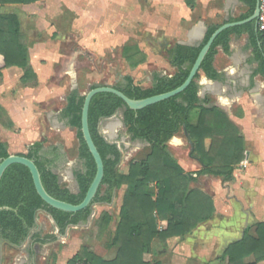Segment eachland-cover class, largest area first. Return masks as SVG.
<instances>
[{
	"label": "crops",
	"instance_id": "1",
	"mask_svg": "<svg viewBox=\"0 0 264 264\" xmlns=\"http://www.w3.org/2000/svg\"><path fill=\"white\" fill-rule=\"evenodd\" d=\"M218 1L220 6L217 9L225 15L221 25L240 22L237 20L249 12L245 0ZM208 4L206 0H41L30 5L2 6L0 13L18 18L26 47L27 69L33 73L28 83L23 84L22 77L26 69L4 68L0 56V107L4 111L0 119V141L6 145L8 154L25 155L28 148L36 143L43 144V152L57 148L63 159L52 172L59 180V174L68 159L70 147L66 143L76 138L77 132L70 127L69 120L64 116L67 98L73 92L85 96L80 87V79L86 77L80 74L78 59L82 47L86 48L85 57L88 62L98 64L101 61L105 65L100 70L93 65L90 73L86 74L90 79L87 83L89 91L98 86L97 78L104 71L112 70L114 75V52L118 53L123 68L128 70H136L143 64L131 69L125 60L126 56L141 52L147 60V51L139 43L129 41L132 30L140 26L129 25L131 22L145 24L149 21V14H152L154 28L160 31L157 39L162 41L160 45L164 54L174 45L198 47L208 28L216 27L206 22L204 17L205 13L209 15L210 12L205 10ZM235 9L241 11L234 18L231 15ZM66 14L73 16L70 21L64 18ZM87 24L91 25L88 33L85 30ZM25 25L32 27L27 31ZM142 26L145 28V25ZM66 46L69 52L63 51ZM229 48L230 53L226 55L218 47L214 57L213 67L220 76L219 80H209L199 72V105L221 110L239 127L245 159L234 168L232 181L225 182L211 175L197 176L202 166L192 155L193 145L190 146L188 135L184 132L182 138L178 134L168 142V150L179 166L195 178L190 188H199L208 195L213 202L214 212L209 220L199 224L190 234L168 240L167 248L161 251L168 262L158 260L160 264H227V259L222 260L225 249L240 240L245 229H249V235L255 237L256 225L264 223L263 54L257 44H252L246 33L232 35ZM166 63L172 73L156 76L171 77L175 74V68L169 64L167 55ZM116 76L119 77L117 84L123 83L127 76L134 79L124 73ZM199 112L200 109H195L189 113L190 125H196ZM120 127L126 130L123 110H119L114 118L103 119L99 123L98 132L105 141L112 140L119 149L115 134ZM51 137L61 139L62 145L51 143ZM183 142L190 147L186 159L180 155ZM140 143L149 146L143 141ZM209 143L207 140L206 149ZM79 162L82 169V162ZM125 188L123 186L115 190L109 204H96L97 209L105 210L113 218L110 224L114 230ZM110 211L117 212L116 217ZM36 233L37 225L23 246L27 249V256L31 254V246L38 245L31 241ZM156 242L159 241L155 240L151 244L150 253H153ZM150 253L144 255V261L153 263ZM244 262L253 263L254 258L248 257Z\"/></svg>",
	"mask_w": 264,
	"mask_h": 264
},
{
	"label": "trees",
	"instance_id": "2",
	"mask_svg": "<svg viewBox=\"0 0 264 264\" xmlns=\"http://www.w3.org/2000/svg\"><path fill=\"white\" fill-rule=\"evenodd\" d=\"M39 1L41 0H0V9L5 5H30ZM245 2L249 6V12L237 21L247 19L254 11L255 0ZM220 26L209 27L198 47L174 45L167 50L168 62L175 68L173 76L155 75L148 89L135 85L132 78L127 76L123 83L114 88L132 100H143L177 89L186 80L202 47ZM244 33L249 35L252 44H257L263 54L261 36L256 26L253 23L236 26L217 36L202 61L199 72L209 80H219L220 76L213 67L217 48L220 47L228 55L230 37ZM0 56L3 58L4 68L26 69L22 77L23 84H27L33 77L32 71L27 69L26 47L19 21L12 14L0 13ZM125 60L131 69H135L145 63L146 56L137 52L126 56ZM261 65L264 76V54ZM198 79L199 73L183 93L137 112L128 109L119 98L111 94H99L91 100L88 126L103 161L104 176L95 199L83 211L72 214L48 207L37 195L28 169L21 165L10 166L0 181V245L12 249L22 246L36 227L39 211L46 213L59 234L64 235L67 228L88 220L92 206L109 204L114 191L125 186L118 211V223L106 245L108 250H116L115 257L107 260L90 247L82 246L67 264H160L144 261V255L150 253L153 241L158 240L166 246L168 240L190 234L199 224L209 220L214 212L211 198L199 188H190L195 178L179 166L168 150V142L178 134L185 132L188 135L193 145L192 155L202 166L197 176L211 175L225 182L232 181L234 168L245 159L239 127L221 110L199 105ZM83 102L84 97L73 92L68 96L64 110L70 127L77 130L78 159L82 162V169L75 173L78 186L76 194L59 184L58 176L52 172L63 159L57 148L43 152V144L36 143L28 148L27 154L20 155L34 162L43 188L49 196L71 205L82 202L96 172L95 163L80 131ZM195 109H200V112L196 125L192 126L188 122L189 113ZM119 110H123V123L131 140L143 141L149 145L146 157L141 161L131 162L126 174L117 170L121 160L119 149L115 144L106 142L98 132L100 121L113 117ZM3 113L0 107V119ZM207 140L210 142L208 149L205 146ZM8 156L6 145L0 141V162ZM111 221L108 213H101L96 225L98 239L105 235ZM255 234L252 237L249 229H245L242 238L225 249L222 260L227 259V264H246L244 260L252 256L254 262L250 264L263 263L264 223L256 225ZM31 241L33 244L44 245L55 239L48 240L36 233Z\"/></svg>",
	"mask_w": 264,
	"mask_h": 264
},
{
	"label": "rangeland",
	"instance_id": "3",
	"mask_svg": "<svg viewBox=\"0 0 264 264\" xmlns=\"http://www.w3.org/2000/svg\"><path fill=\"white\" fill-rule=\"evenodd\" d=\"M206 1H209V4L205 7V10L207 12L210 11L209 15L205 13L204 17L206 18V22L211 23L214 26H220L224 22L225 18V15L217 9L220 6V2L218 0ZM214 6L216 7L215 9H213ZM217 11H219V13ZM240 11L241 10L239 9H235L231 17H238V13ZM72 17V15L66 14L64 18L70 21ZM153 24L154 22L152 14H149V21H146L145 24H141L137 21L131 22V24H129L140 25L139 28L136 27L134 30H132V33L129 35V41L139 43L140 46L147 51L146 62L136 70H128L126 67L123 68L122 62L118 59V53L114 52V75H112V70L104 71L103 75L97 78L98 86L115 87L117 85L116 81L119 80V77H117L116 74L119 76L124 73L131 75L134 78L133 82L136 85H139L143 88H149L153 83L154 75H169L172 73V70H170L168 64L166 63V54H164L160 45L162 41L157 39V37L160 35V31H157ZM142 25H145V28ZM86 26L87 27L85 30L86 33H88L91 25L87 24ZM25 27L27 31H29L32 25H25ZM83 28L84 26H82V30ZM85 30L83 32H85ZM166 34L168 35V31ZM163 37L165 36L163 35ZM70 40L73 41V39ZM82 49L83 50L79 52L78 59L80 60V74H83L86 77L80 79V82H82L80 87L83 90V94L85 95L88 92L87 83L90 82V79L86 76V74L90 73V69L93 67V65H96L98 70H100L101 67H104L105 65L101 61L98 64L88 62L87 58L85 57L86 48L83 46ZM63 51L69 52L68 47L66 46V49ZM180 137L184 138L182 133ZM115 138H117L115 142L120 146L119 149L121 152V160L117 166V170L120 173H127L129 164L131 162L141 161L149 153V147H147L144 143H140V141H132L130 135L127 134L123 127H120L117 130ZM50 141L51 143L58 142L60 145L63 143L62 140L58 139L57 137H51ZM69 141L70 143H66L70 147L67 152L68 159L63 165L62 172L59 174V180L63 187L68 188L73 193H77V184L74 174L81 170V164L78 160L79 142L76 138H72ZM180 150V155L185 159L188 158L190 150L189 145L183 142L182 148ZM97 207V205L92 206V213L86 223L83 225L67 228L64 235L59 234L54 222L46 213L39 211L36 217L38 233H40L42 237H46L48 240L54 238L55 241H50L44 245L38 244L36 247L31 246V254L28 256L26 255L27 249L23 247L25 243L16 249L2 245L1 264H21L22 262L25 264H67L71 257H73L72 255L82 246L90 247L97 255L104 259H113L115 257L116 250H108L106 245L109 239L112 237L114 226L110 224L108 230L101 239L96 237V225L98 218L102 212H105V210L97 209ZM110 214L116 217L117 212L111 213L110 211ZM165 248H167V244L166 246H163L161 243L156 242V244L153 246V253H150L152 254L150 259H152L153 263L157 262L158 260L161 262H168V258H165L163 253H161V251H163Z\"/></svg>",
	"mask_w": 264,
	"mask_h": 264
},
{
	"label": "water",
	"instance_id": "4",
	"mask_svg": "<svg viewBox=\"0 0 264 264\" xmlns=\"http://www.w3.org/2000/svg\"><path fill=\"white\" fill-rule=\"evenodd\" d=\"M259 0H255V7H254V11L252 13V15L250 17H248L247 19L240 21V22H235V23H226L222 26H220L209 38V40L206 42V44L202 47L201 51L199 52L195 62L193 63V65L190 68V71L188 73V76L186 78V80L184 81V83L178 87L177 89L168 92V93H164L161 95H156L153 97H149L143 100H132L129 99L128 97H126L123 93H121L120 91H118L117 89H115L114 87H109V86H97L94 89L89 90L85 96H84V102H83V106H82V111H81V134H82V138L87 146V149L95 163V167H96V172H95V176L84 196V199L82 200V202L79 205H71L59 200H56L54 198H52L51 196H49L47 194V192L45 191V189L43 188L42 182H41V178H40V173L36 167V165L34 164L33 161L27 159L26 157L20 156V155H9L6 159H4L3 161L0 162V181L5 173V171L12 165H21L25 168L28 169L31 178H32V182H33V186L35 188V191L37 193V195L39 196V198L50 208H53L55 210L61 211V212H65V213H77L80 211H83L85 209H87L93 202V200L95 199L98 190L101 186L102 180H103V176H104V165H103V161L101 159V156L99 155L97 148L95 147L90 131H89V126H88V112H89V106L91 103V100L99 94H111L117 98H119L128 109L132 110V111H139L142 109H145L149 106H152L154 104L160 103L162 101L171 99L175 96H178L179 94L183 93L185 91V89L191 84V82L194 80L195 76L197 73H199L200 71V66L202 61L204 60L205 56L207 55V53L209 52L213 42L215 41V39L217 38V36L222 33L225 30L234 28L236 26H242L245 24H249V23H254L256 25L257 23V19H258V15H259ZM118 114V112H116V114L113 116V118ZM103 119L100 121L102 122ZM185 135L187 136V134L185 133ZM106 141L109 144H114V142H112V140L110 139H106ZM190 146L192 147V144L190 143ZM120 148V146H119Z\"/></svg>",
	"mask_w": 264,
	"mask_h": 264
},
{
	"label": "built area",
	"instance_id": "5",
	"mask_svg": "<svg viewBox=\"0 0 264 264\" xmlns=\"http://www.w3.org/2000/svg\"><path fill=\"white\" fill-rule=\"evenodd\" d=\"M259 15L256 23V28L261 36V46L264 54V0H259ZM79 264V263H77Z\"/></svg>",
	"mask_w": 264,
	"mask_h": 264
},
{
	"label": "flooded vegetation",
	"instance_id": "6",
	"mask_svg": "<svg viewBox=\"0 0 264 264\" xmlns=\"http://www.w3.org/2000/svg\"><path fill=\"white\" fill-rule=\"evenodd\" d=\"M1 246L2 245H0V264H1Z\"/></svg>",
	"mask_w": 264,
	"mask_h": 264
}]
</instances>
